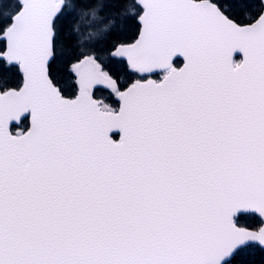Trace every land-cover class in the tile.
Instances as JSON below:
<instances>
[{
    "label": "snow or ice",
    "instance_id": "snow-or-ice-1",
    "mask_svg": "<svg viewBox=\"0 0 264 264\" xmlns=\"http://www.w3.org/2000/svg\"><path fill=\"white\" fill-rule=\"evenodd\" d=\"M254 252L264 0H0V264Z\"/></svg>",
    "mask_w": 264,
    "mask_h": 264
},
{
    "label": "trees",
    "instance_id": "trees-1",
    "mask_svg": "<svg viewBox=\"0 0 264 264\" xmlns=\"http://www.w3.org/2000/svg\"><path fill=\"white\" fill-rule=\"evenodd\" d=\"M129 2H132V0H129ZM91 30H92V31H95L96 28L93 27ZM84 31H85V30H84L83 27H82V32H84ZM173 62H174V64L179 65L180 60H179V59H174ZM132 79H133V77L131 76L130 79H129V82H130ZM105 95H106V94H105ZM97 97H99V98H103V97L100 96V95H98ZM107 102H108V103H113L112 100H108ZM246 258H247V259H250L251 261H253V264H264V254H262V253L254 252V253H252L250 256H247Z\"/></svg>",
    "mask_w": 264,
    "mask_h": 264
},
{
    "label": "water",
    "instance_id": "water-1",
    "mask_svg": "<svg viewBox=\"0 0 264 264\" xmlns=\"http://www.w3.org/2000/svg\"><path fill=\"white\" fill-rule=\"evenodd\" d=\"M237 57H239L240 59H242V58H243L242 53L236 52V53L233 54V59H234V60H236ZM175 58H176V59H179V60L181 61V63H180L181 65H180V66H182V63H183V57L177 55ZM175 58H174V59H175ZM240 59H239V60H240ZM180 66H178V67H180ZM13 124H15V122H13ZM113 134H117V136L114 137ZM112 135H113V138H114V139H119V134H118V133H112Z\"/></svg>",
    "mask_w": 264,
    "mask_h": 264
},
{
    "label": "flooded vegetation",
    "instance_id": "flooded-vegetation-1",
    "mask_svg": "<svg viewBox=\"0 0 264 264\" xmlns=\"http://www.w3.org/2000/svg\"><path fill=\"white\" fill-rule=\"evenodd\" d=\"M161 75H162V73H161V74H160V73H157V74H155L154 76H155L156 78H161ZM132 77H133L134 79L139 78L138 75H132ZM15 126H16L15 124L12 125L13 128H14Z\"/></svg>",
    "mask_w": 264,
    "mask_h": 264
},
{
    "label": "rangeland",
    "instance_id": "rangeland-1",
    "mask_svg": "<svg viewBox=\"0 0 264 264\" xmlns=\"http://www.w3.org/2000/svg\"><path fill=\"white\" fill-rule=\"evenodd\" d=\"M107 102V101H106Z\"/></svg>",
    "mask_w": 264,
    "mask_h": 264
}]
</instances>
